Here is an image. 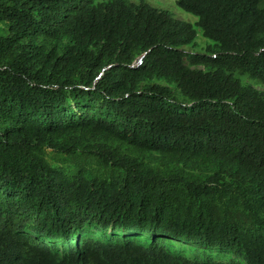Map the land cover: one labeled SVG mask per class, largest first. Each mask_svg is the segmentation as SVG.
Returning a JSON list of instances; mask_svg holds the SVG:
<instances>
[{"label": "trees", "instance_id": "16d2710c", "mask_svg": "<svg viewBox=\"0 0 264 264\" xmlns=\"http://www.w3.org/2000/svg\"><path fill=\"white\" fill-rule=\"evenodd\" d=\"M177 3L0 0V264H264V0Z\"/></svg>", "mask_w": 264, "mask_h": 264}, {"label": "rangeland", "instance_id": "374dc122", "mask_svg": "<svg viewBox=\"0 0 264 264\" xmlns=\"http://www.w3.org/2000/svg\"><path fill=\"white\" fill-rule=\"evenodd\" d=\"M98 3L100 2H106L108 0H96ZM134 3H139L141 0H130ZM147 3L151 4L152 6L159 8V9H164V10H169L172 12L176 18L183 20L185 22L191 23L195 26V28L198 31V38H197V45L195 47H186L185 50L191 54H205L206 48L210 45H212V41L208 40L207 38L204 37L201 29L196 26L198 22V17H196L193 14L187 13L178 6V1L179 0H145ZM244 83L253 85L259 90L264 91V86L259 84L257 81L249 79L247 76H240L239 77ZM160 84L165 85L164 82H161ZM145 84H143L144 86ZM175 248L185 252L188 256H194L201 251L197 250L198 247L195 245H185L181 244L178 242H174ZM216 254V253H213ZM228 257H225V260H228Z\"/></svg>", "mask_w": 264, "mask_h": 264}]
</instances>
